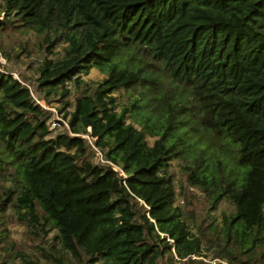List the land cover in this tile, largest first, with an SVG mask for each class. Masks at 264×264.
Returning <instances> with one entry per match:
<instances>
[{"label":"trees","instance_id":"trees-1","mask_svg":"<svg viewBox=\"0 0 264 264\" xmlns=\"http://www.w3.org/2000/svg\"><path fill=\"white\" fill-rule=\"evenodd\" d=\"M5 28L44 36L37 91L111 164L80 135H51V111L8 65L0 71V264H46L10 238L9 210L42 243L55 231L40 251L59 264H211L208 252L264 264V0H0ZM61 39L64 56L50 58ZM93 68L105 73L94 83L83 79ZM156 83L158 113L140 112L139 98L118 110L117 91L142 96ZM174 159L212 210L227 200L235 211L192 226Z\"/></svg>","mask_w":264,"mask_h":264},{"label":"rangeland","instance_id":"rangeland-1","mask_svg":"<svg viewBox=\"0 0 264 264\" xmlns=\"http://www.w3.org/2000/svg\"><path fill=\"white\" fill-rule=\"evenodd\" d=\"M66 45L67 43L61 39L59 42H57L56 46L54 47V53L49 55V57L54 59L63 57L65 54ZM0 46L1 51L3 53L4 51L9 53L10 59L8 58V56L5 55L8 59V70H10L14 74V76H17L22 82L27 84L35 92V97H37L41 102H43V100H41L43 99L42 94L37 91V78L39 76L37 68L43 60V57L46 55V43L44 42V36L38 35L33 30L26 31L23 29L5 28L0 32ZM135 52H137V55L141 56L140 58L143 59V62L141 63L147 62L146 60H148L149 62H153V64L147 62L148 69L154 71L158 70V63L152 60V58H150L149 55H147L143 49H138ZM161 74V79L165 84L164 87H166V77L164 73ZM104 77L105 73L101 72L99 69L96 68H93L89 74L83 75L84 80L93 83L100 81ZM162 86L163 85L156 83L149 88H145V94L142 96L140 95V93H136L134 91H117L115 95L117 96V101L119 102L118 110H120L124 106H128L130 109H132L131 102H133L136 98H139L142 99V102L140 103L141 105L138 108L140 112H143L144 114L158 113V111L160 110V99H158V97L159 95H161V93L159 92L161 91V88H163ZM69 87L71 88L70 100L74 102L76 97L78 96V92L76 91L73 82L69 83ZM181 91L182 88L180 86L179 88H175V90H173L170 95L171 97L172 95L174 96V94L178 95ZM57 104L58 103L56 102L48 105L57 108ZM193 111L194 110L191 106L187 107V109L184 110L185 114L182 117V119L187 117L189 118V120H191L190 124H188L189 126L194 123L192 122V120L194 119ZM130 113L133 116V112ZM130 113L128 121L134 122V124L140 127V125L133 118L130 117ZM51 117L52 112L49 119V123L51 122ZM60 131H62V129L55 128L52 130L51 135H56ZM192 133L196 136V138H199L201 136L205 140L204 133L202 132V130L194 129ZM154 139L155 137L148 135V140L150 144L153 143ZM183 166L184 161L181 159H174L171 161V171L174 176V182L177 190L176 203L182 208L185 216L188 218L192 226L197 227V224L198 226H200L201 224L206 225L212 222L213 218H215L218 223H221L224 218V215L232 214L235 211L234 205L227 200L222 201L216 209L212 210L210 208L211 206L206 196L198 188L192 187L188 184L186 180V174L183 170ZM117 170H119L118 167ZM8 178H10V176H8ZM2 184L9 186L11 182L3 180ZM1 190L2 188H0V191ZM3 218L6 221L8 230L10 231V238L17 243V247L26 250V252H31L36 255H40V258L42 260H46V264H59L54 262L52 258L47 259L43 257V252L40 251L41 246H45V248L49 247V241L52 242V237L55 235V231H50L46 236V243H42L39 239L34 236L29 237V235L27 234V226L18 221L17 217L13 214V210L7 211L6 215ZM58 245L59 243H57V246ZM0 254H3V251L1 249ZM207 254L208 259H215L212 257L213 252H208ZM218 260L222 261L221 263L223 264H229L225 260ZM64 264L80 263L72 258H66Z\"/></svg>","mask_w":264,"mask_h":264},{"label":"built area","instance_id":"built-area-1","mask_svg":"<svg viewBox=\"0 0 264 264\" xmlns=\"http://www.w3.org/2000/svg\"><path fill=\"white\" fill-rule=\"evenodd\" d=\"M7 65H8V59L3 54V52L0 50V71L6 72L7 71V68H6ZM14 77L19 79L17 76H14ZM31 94H32V97H33V99H34V101L36 103L40 104L43 108L48 109V110H50L52 112V117H51V122H50V128L52 130L55 129V128L56 129H58V128L65 129V130H67V132L70 135H80V136L86 138L88 143L90 144V146L92 147V149L94 151V155H95L97 161L99 163H109V164H111L110 161L105 159L103 152L94 144V138L90 134H88V133H86V134H76V133L71 132L70 127H69V123H68V119L64 118L60 113H58V111L56 110L55 107L48 105L44 99H41L39 97L41 100H43V102H44L43 103L37 97H35V92L32 89H31ZM113 167L115 169H117L116 166H113ZM209 261L211 262V264H215L217 261H220V260L215 258V259H210ZM220 262H222V261H220Z\"/></svg>","mask_w":264,"mask_h":264}]
</instances>
